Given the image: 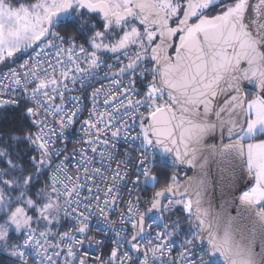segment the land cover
<instances>
[{
    "label": "snow or ice",
    "instance_id": "obj_1",
    "mask_svg": "<svg viewBox=\"0 0 264 264\" xmlns=\"http://www.w3.org/2000/svg\"><path fill=\"white\" fill-rule=\"evenodd\" d=\"M0 264H264V0H0Z\"/></svg>",
    "mask_w": 264,
    "mask_h": 264
},
{
    "label": "water",
    "instance_id": "obj_2",
    "mask_svg": "<svg viewBox=\"0 0 264 264\" xmlns=\"http://www.w3.org/2000/svg\"><path fill=\"white\" fill-rule=\"evenodd\" d=\"M195 170L190 171V173L188 174V176H192ZM251 186V184L248 182L247 179L241 180L238 185V192L237 195H239V192H242L244 190H247V188H249Z\"/></svg>",
    "mask_w": 264,
    "mask_h": 264
},
{
    "label": "trees",
    "instance_id": "obj_3",
    "mask_svg": "<svg viewBox=\"0 0 264 264\" xmlns=\"http://www.w3.org/2000/svg\"><path fill=\"white\" fill-rule=\"evenodd\" d=\"M190 173V171H188V173L187 174H189Z\"/></svg>",
    "mask_w": 264,
    "mask_h": 264
}]
</instances>
